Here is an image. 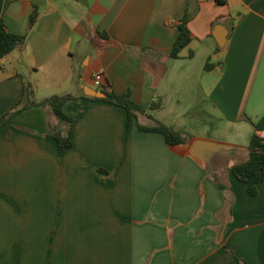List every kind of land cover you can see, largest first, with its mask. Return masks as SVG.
Wrapping results in <instances>:
<instances>
[{
	"label": "crops",
	"instance_id": "crops-1",
	"mask_svg": "<svg viewBox=\"0 0 264 264\" xmlns=\"http://www.w3.org/2000/svg\"><path fill=\"white\" fill-rule=\"evenodd\" d=\"M0 21L28 35L0 58V117L27 104L26 88L37 102L73 96L64 154L48 106L0 126V264H264V181L251 196L232 174L264 139V0H0ZM183 21L192 41L174 59ZM193 84L223 138L189 132L176 97ZM104 86L163 107L129 125ZM148 116L188 140L140 130Z\"/></svg>",
	"mask_w": 264,
	"mask_h": 264
},
{
	"label": "trees",
	"instance_id": "trees-1",
	"mask_svg": "<svg viewBox=\"0 0 264 264\" xmlns=\"http://www.w3.org/2000/svg\"><path fill=\"white\" fill-rule=\"evenodd\" d=\"M37 18L38 11L37 9H35L30 19L29 31L33 28ZM179 29L180 34L174 44L173 51L170 55L174 59H178L181 52L192 41V35L187 26V21H183L180 24ZM27 39L28 35L18 36L8 32L4 22L0 21V58H4L5 56L12 53L19 46L24 45L27 42ZM206 68H209V66ZM104 94L106 95V97L105 99H103V101L115 106L122 107L126 110L128 114L129 125H131L135 119L137 120L139 115H146L148 111L153 112L163 107V101L161 99L152 102L149 108L145 110L136 103H134L129 93L124 95H116L114 93H111L110 90H104ZM24 97L25 99H27V104L22 108H20V105H18L12 111L0 117V126L13 125L17 116L29 108L48 106L51 108L52 112L57 117L60 124L66 127V130H62L61 127L53 130L50 133V136H52L56 140L60 154H64L65 152L70 150L73 147V142L71 139L73 121L64 113L63 108L67 102L73 99V96L57 95L50 97L44 101L37 102L32 100V91L26 88ZM148 117L154 121V125L151 127H144L142 125H139L140 130L161 134L164 137L165 142L171 146L184 144L188 140V135H185L184 133L177 131L172 127L162 124L151 116ZM255 128L257 131L264 130V119L257 123L255 125ZM263 149L264 139L260 138L257 134H254L250 140V144L248 147V159L245 162L232 167L233 176L246 185L247 192L251 196H257L258 185L264 181Z\"/></svg>",
	"mask_w": 264,
	"mask_h": 264
},
{
	"label": "rangeland",
	"instance_id": "rangeland-1",
	"mask_svg": "<svg viewBox=\"0 0 264 264\" xmlns=\"http://www.w3.org/2000/svg\"><path fill=\"white\" fill-rule=\"evenodd\" d=\"M176 98H179L182 102L181 110L187 111L184 120L187 121L189 125V132L196 133V131L203 128H209V135L223 138L224 132L217 131L221 125L218 122L219 120L216 119V115L214 116V107L205 103L203 95L196 84H193L192 87H188L187 90L183 88L181 95ZM173 106L176 108L178 107L177 101ZM221 129L223 130L224 128ZM228 131L229 130L226 129V132Z\"/></svg>",
	"mask_w": 264,
	"mask_h": 264
},
{
	"label": "water",
	"instance_id": "water-1",
	"mask_svg": "<svg viewBox=\"0 0 264 264\" xmlns=\"http://www.w3.org/2000/svg\"><path fill=\"white\" fill-rule=\"evenodd\" d=\"M214 35L216 37V40H217L219 46L223 47L227 35L222 33L220 27L216 28V31H215ZM92 96L101 97V98L105 97V95L101 94V93H93ZM196 147L198 149H200L202 151V153H205V150L210 151V150L216 149V146L214 144L209 143V142H204V141H197L196 142Z\"/></svg>",
	"mask_w": 264,
	"mask_h": 264
},
{
	"label": "built area",
	"instance_id": "built-area-1",
	"mask_svg": "<svg viewBox=\"0 0 264 264\" xmlns=\"http://www.w3.org/2000/svg\"><path fill=\"white\" fill-rule=\"evenodd\" d=\"M212 1H215L217 3H226L228 0H212ZM95 85L98 86V87L103 86L99 76L96 78ZM103 88H104L105 91L109 90V88L106 87V86H104Z\"/></svg>",
	"mask_w": 264,
	"mask_h": 264
}]
</instances>
